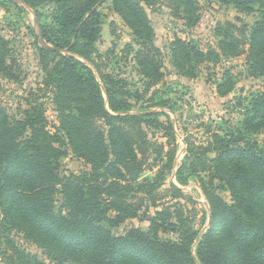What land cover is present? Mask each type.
I'll use <instances>...</instances> for the list:
<instances>
[{
  "label": "rangeland",
  "instance_id": "374dc122",
  "mask_svg": "<svg viewBox=\"0 0 264 264\" xmlns=\"http://www.w3.org/2000/svg\"><path fill=\"white\" fill-rule=\"evenodd\" d=\"M135 1L144 9L152 31L146 43L159 50L156 58L162 78L157 83L149 82L136 62V55L142 50V39L130 27L132 19L128 13L131 12L123 0H109L99 7L101 34L93 45L72 39L71 48L65 51H57L47 44L41 31L43 27L50 35L54 30L52 4L46 3L33 10L20 0H0V36L8 42L7 63L12 65L15 77L8 79L0 73V109L7 114L11 127L17 129L16 136L30 139L36 130V140L40 144L49 142V146L54 147L55 151H47L46 156L54 163L59 181H65L90 171L91 166L77 158L68 135L60 129V114L51 89L45 84L47 75L41 65L43 56L54 60L53 54L46 50L73 57L88 66L94 72L105 100L106 88L101 74L124 80L131 93L125 115L139 118L136 123L128 124L127 136L133 142L142 168L140 173L134 170L138 179L120 194L131 203L133 199L143 203L135 218L124 216V220L114 227L107 222L104 225L118 238L128 236L131 230L147 234L151 232V218L165 211L172 214V218H168L170 223L182 219L198 233L193 247L197 264L202 263L196 249L206 234H210L214 242H225L233 264H264V176L250 162L244 161L242 180L231 182L229 167L234 160L217 161L214 152V135L231 136L244 132L247 114L264 95L261 70L264 69V56H257L255 60L248 57L262 8L259 3H254L252 12H243L233 3L225 4L224 0H194L197 19L188 25L181 12L174 14L170 9L169 0ZM133 21L137 23L135 17ZM226 23L236 26L231 33L243 42L244 53L229 56L220 51L217 30ZM177 39L190 42L202 51L206 55L202 63L182 57L176 49L181 70L176 67L173 55ZM57 61L58 58L53 64ZM251 61L256 63L255 67L251 66ZM219 84L223 85V96L218 93ZM259 108L264 111V102ZM155 119L159 126L152 123ZM42 130L49 135L45 136ZM140 131L144 134L142 138ZM251 137L264 147V132ZM40 150L46 152L45 148ZM248 187H254L260 196L238 203ZM112 192L114 189L110 190ZM208 192L234 207L240 216L236 239L226 237L233 229L231 218L214 219ZM51 194L55 199V211L65 210L61 187L54 188ZM121 206L132 209L125 204ZM114 216L108 215L109 218ZM179 233L180 230L171 229L160 232L159 238L176 241ZM13 239L21 249L42 262L58 264L54 260L56 254L33 239L19 232L13 233ZM248 240L256 241L252 251L257 258L240 255V245ZM50 252L51 257L48 256ZM0 264H4L1 253ZM65 264L75 262L70 260Z\"/></svg>",
  "mask_w": 264,
  "mask_h": 264
},
{
  "label": "trees",
  "instance_id": "16d2710c",
  "mask_svg": "<svg viewBox=\"0 0 264 264\" xmlns=\"http://www.w3.org/2000/svg\"><path fill=\"white\" fill-rule=\"evenodd\" d=\"M20 1L33 10L46 3L54 6L51 17L54 30L50 35L43 27L41 31L47 44L57 51H65L71 48L72 39L88 45L97 41L101 34L102 18L99 7L109 0ZM123 1L131 12L128 13L132 19L129 21L130 27L142 39V50L136 55V62L142 75L149 82L157 83L162 78L160 63L156 58L159 50L146 43L152 33L147 15L137 1ZM169 1L170 9L174 14L181 12L188 25L196 22L194 0ZM223 2L233 3L243 12H252V5L260 4L261 19L253 30V43L248 57L254 60L257 56L263 57L264 0ZM116 7L120 8L117 3ZM134 17L137 23L133 21ZM233 29H236L235 25L226 23L217 30L220 38L218 47L229 56L242 54L245 50L243 42L231 33ZM176 49L182 57H190L196 63H202L206 57L192 43L177 39L173 57L180 70ZM46 51L53 54L54 60L43 56L41 65L47 75L45 84L51 89L60 114V129L68 135L77 158L90 165L91 170L59 181L54 163L46 156L47 151H55L54 147L49 146V142L40 144L36 140V130L30 139L16 136L17 129L11 127L7 114L0 109V253L4 264H46L21 249L13 239L14 232L33 239L36 244L55 253L54 260L58 264L70 260L75 264H197L193 247L198 233L182 219L178 223H170L168 218H172L171 213H156V217L150 221L151 232L147 234L131 230L128 236L118 238L104 225L107 222L110 227H114L124 220V216L135 218L143 203L140 199H133L131 203L125 195L120 194L121 190L138 179L134 170L140 173L142 168L133 142L127 136L128 124L136 123L139 119L125 115L131 93L126 89L124 80L101 74L106 88L105 100L95 74L88 66L54 50ZM8 58V42L0 36V73L13 80L15 77L12 65L7 63ZM56 58L58 61L53 64ZM250 64L252 67L256 65L253 61ZM261 70L264 73V69ZM217 90L220 95H224L222 84L217 85ZM261 102H264V95L256 100L253 109L247 114L244 132L239 131L231 136L214 135L217 161L226 163L228 158L234 160L229 167L231 182L242 180L244 161L250 162L264 176V147H260L251 137L260 131L264 132V111L259 108ZM153 115L156 117V114ZM152 123L160 124L156 119ZM42 132H45V136L49 135L44 130ZM140 134L142 138L143 132L140 131ZM49 141H52L50 137ZM40 148H45L46 152L43 153ZM262 185L264 187V177ZM57 186L61 187L64 198L65 210L61 212L55 211V199L51 194ZM111 189L114 192L110 193ZM206 194L212 204L214 219H232L233 225L230 226L233 229L226 237L236 239L235 230L241 218L235 208L226 205L212 193ZM232 194L235 196L233 191ZM145 196L148 198V192ZM256 196H260V193L254 187H248L238 203L253 200ZM134 200L137 203H133ZM122 204L132 209H123ZM109 213L114 214V218H109ZM171 229L180 230L179 238L176 241H162L159 233ZM256 241L259 243L258 239ZM256 241L248 240L240 245L243 258L256 256L252 251L257 245ZM224 244L214 242L210 234L204 235L196 249L198 259L202 264H233ZM51 255V252L48 253L49 257Z\"/></svg>",
  "mask_w": 264,
  "mask_h": 264
}]
</instances>
